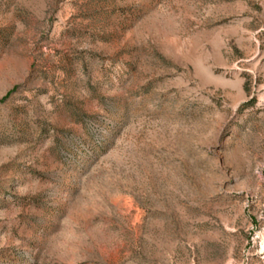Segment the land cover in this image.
<instances>
[{
    "label": "rangeland",
    "instance_id": "374dc122",
    "mask_svg": "<svg viewBox=\"0 0 264 264\" xmlns=\"http://www.w3.org/2000/svg\"><path fill=\"white\" fill-rule=\"evenodd\" d=\"M0 264H264V0H0Z\"/></svg>",
    "mask_w": 264,
    "mask_h": 264
}]
</instances>
